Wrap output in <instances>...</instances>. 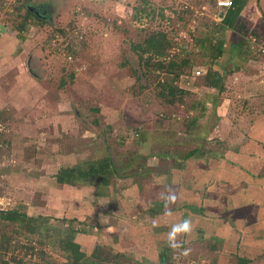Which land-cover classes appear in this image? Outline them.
I'll return each mask as SVG.
<instances>
[{
  "label": "rangeland",
  "instance_id": "374dc122",
  "mask_svg": "<svg viewBox=\"0 0 264 264\" xmlns=\"http://www.w3.org/2000/svg\"><path fill=\"white\" fill-rule=\"evenodd\" d=\"M17 1L0 3V264H75L64 248L73 232L86 254L81 264H225V255L226 264H242L244 254L264 264V249L253 251L249 241L225 255L221 242L211 250L215 239L187 247L177 235L179 248L168 243L187 212L177 187L194 185L191 161L204 168L224 158L222 177L233 174L247 188L254 176L246 173L264 181V56H228L220 66L226 89L216 100L206 84L208 59L194 41L217 28L229 0H21L50 8L22 34L16 21L24 13L8 15ZM243 18L257 33L251 47H264V0H250ZM154 31L169 33L178 65L190 60L174 83L185 93L173 104L161 93L167 73L147 68L148 55L141 59L135 48ZM220 37L238 42L228 30ZM107 155L123 175L109 186L56 182L61 167ZM13 210L25 222L1 219ZM29 218L38 219L34 233Z\"/></svg>",
  "mask_w": 264,
  "mask_h": 264
},
{
  "label": "trees",
  "instance_id": "16d2710c",
  "mask_svg": "<svg viewBox=\"0 0 264 264\" xmlns=\"http://www.w3.org/2000/svg\"><path fill=\"white\" fill-rule=\"evenodd\" d=\"M5 0H0V3H3ZM20 1V2H19ZM17 4L12 5L11 13H8L10 17H16L20 18V16L24 13L22 16L23 19L19 22L16 21V29H18V32L21 34L26 31L29 25V21L31 20H40L43 19L41 16H38L35 12H33L29 5L25 2L21 3V0L17 1ZM232 4L229 8L226 9V11L223 14V19L218 24L217 28L214 29L212 32L206 33L203 36L195 37L194 41L196 44V47H198L199 51L202 53V55L208 59L207 62L210 65V68L205 76L206 78V84L211 88L217 91V95H215L213 98H220L223 91L226 89V70L220 69L221 65H224L227 62V57L236 54L238 58L241 57L243 61L248 62L249 58H257L258 56H264V47L263 46H253L250 45V38H256L257 33L256 32H250L246 21H244L243 18V12L246 9V7L249 5L250 0H231ZM6 2H4L2 5H5ZM5 6H2L1 9H3ZM231 31L236 34H238V42L231 43L227 40V38H221L220 34L221 31ZM209 31V30H208ZM168 32L165 31H154L152 34H150L147 39L143 41L142 44H139L135 46V48L140 52L141 59H143L144 55H148L146 58V65L147 68H152L153 70L157 72H166L167 73V80L161 81L160 86L163 87L164 91L161 92L164 98L168 101V103H175L176 102V96L177 92L185 93L183 90H180L178 87L174 86V83L176 80H178L182 75V68L190 64L189 59H185L181 64H177V62L174 61V54H171V49L173 48V42L168 36ZM254 35V36H253ZM256 47V48H255ZM70 49V47H69ZM240 67L238 66L239 70ZM200 107L202 109H206L205 106H203L201 103H199ZM198 107H195L197 109ZM193 123H199L201 122V117L197 119H193ZM138 142L143 143L146 141V133L140 132ZM199 151L197 149L193 150L187 155V161L189 158L193 157L194 154L198 153ZM222 159V158H221ZM220 161L223 162V159ZM219 165V164H217ZM221 165H219L220 167ZM208 169H212L214 167H211V165H208ZM218 167V168H219ZM122 167L119 166L118 161L112 156L107 155L105 157H101L98 159L82 162L79 164H75L72 166H64L61 167L55 178L56 182L61 185H73L74 183H84V184H92L95 179H101L104 186H109L112 182V179L115 177H122L121 174ZM227 179H233L232 174L225 175ZM225 177H219L218 182L226 185L227 187L231 186L232 183H225ZM235 179V178H234ZM237 182L240 181L239 178H236ZM217 180V179H215ZM215 180L213 182L215 183ZM100 196H107L108 194L106 192H99ZM1 219L3 221H8L11 223H23L27 219L26 216H23L20 214L18 210L13 211H7V212H1ZM36 218H29L30 221H33L34 225L32 223H29V231L31 233H34V230L37 225L35 223L38 221H35ZM81 234H86V231H79ZM74 232L65 242V250L71 252L75 257V264H81L82 260L85 259V253L81 251V246L78 242L75 241L74 238ZM187 234L189 233H182V241L184 242V246H186L189 243H192L196 240H203L204 238L202 236H194L193 238H190ZM206 237V236H204ZM255 241H259L261 245L264 247V240L262 238L259 239V236H255ZM237 245L234 244L236 248V254L239 251V242L236 241ZM218 244L219 242L216 241V243H213L211 245V250L214 252H217L218 250ZM227 247V248H226ZM226 249H229L227 252L231 250L229 253H234L232 250L231 243L226 244ZM223 248V253L224 249ZM164 251V250H162ZM264 252V250H262ZM226 252V253H227ZM165 253L160 254V261L165 263L168 260L167 254ZM123 255V254H121ZM225 255V253H224ZM240 258L241 255L239 254ZM221 256L222 259L226 258ZM229 259L227 258L226 261ZM242 264H248L250 261L247 258L239 259Z\"/></svg>",
  "mask_w": 264,
  "mask_h": 264
},
{
  "label": "crops",
  "instance_id": "0c3cea01",
  "mask_svg": "<svg viewBox=\"0 0 264 264\" xmlns=\"http://www.w3.org/2000/svg\"><path fill=\"white\" fill-rule=\"evenodd\" d=\"M209 160L212 161V158L206 161L204 168L197 165V160L191 161L188 164L187 173L189 182H194V185L188 189L183 186L177 187L179 210H187L183 220L191 219L192 221V230L187 235L190 238L202 236L204 239L200 241L203 242L207 238L215 239L222 243L223 248L229 243L233 248L234 244L237 245L236 241H241L239 242V247H241L244 242L249 241L257 246L253 251L264 249L259 241H255V236H264V185L260 184L264 181L258 182L260 180L259 172L256 175L246 173L248 178L254 176L253 179L250 178L252 181L249 183V188L242 185V180L237 182L236 178H225L226 184L232 183L231 186L227 187L218 182V178L223 175L220 174L222 170L218 168L222 164L217 158L215 160L219 165L212 164ZM208 165L214 168L209 170ZM232 176L234 175L232 174ZM179 178L177 176L174 182L178 183ZM175 213H177L176 217L178 218V212L175 211ZM178 236H182V233ZM198 241L193 242L197 243ZM192 243L186 246L188 247ZM134 249L137 252H144ZM228 250L224 251L227 252ZM244 255L251 261L252 256ZM221 261L226 264V258L221 259Z\"/></svg>",
  "mask_w": 264,
  "mask_h": 264
},
{
  "label": "clouds",
  "instance_id": "9594fccd",
  "mask_svg": "<svg viewBox=\"0 0 264 264\" xmlns=\"http://www.w3.org/2000/svg\"><path fill=\"white\" fill-rule=\"evenodd\" d=\"M166 199L175 200V196H168ZM192 230V221L191 219H184L179 223H175L171 226L170 231L168 232V243L172 248H179L180 243L177 240V235L180 233H190ZM188 250H185L187 254Z\"/></svg>",
  "mask_w": 264,
  "mask_h": 264
},
{
  "label": "flooded vegetation",
  "instance_id": "af4514ba",
  "mask_svg": "<svg viewBox=\"0 0 264 264\" xmlns=\"http://www.w3.org/2000/svg\"><path fill=\"white\" fill-rule=\"evenodd\" d=\"M29 7L38 16H41L42 18H47L46 14L48 13V10L50 9L47 4H40V5L29 6Z\"/></svg>",
  "mask_w": 264,
  "mask_h": 264
},
{
  "label": "built area",
  "instance_id": "2783aa9c",
  "mask_svg": "<svg viewBox=\"0 0 264 264\" xmlns=\"http://www.w3.org/2000/svg\"><path fill=\"white\" fill-rule=\"evenodd\" d=\"M232 2L231 0L227 1L226 3L223 4V6H221V9H227L231 6ZM223 14H224V11H221L220 14H219V20L222 21L223 19ZM2 29L0 28V33H1Z\"/></svg>",
  "mask_w": 264,
  "mask_h": 264
}]
</instances>
